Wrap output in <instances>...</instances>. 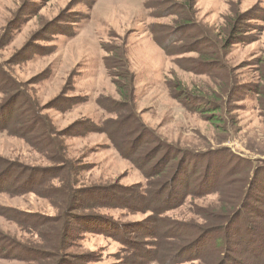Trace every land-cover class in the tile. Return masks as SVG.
I'll list each match as a JSON object with an SVG mask.
<instances>
[{
    "label": "rangeland",
    "instance_id": "obj_1",
    "mask_svg": "<svg viewBox=\"0 0 264 264\" xmlns=\"http://www.w3.org/2000/svg\"><path fill=\"white\" fill-rule=\"evenodd\" d=\"M229 154L264 177V0H0V264H213Z\"/></svg>",
    "mask_w": 264,
    "mask_h": 264
},
{
    "label": "trees",
    "instance_id": "obj_2",
    "mask_svg": "<svg viewBox=\"0 0 264 264\" xmlns=\"http://www.w3.org/2000/svg\"><path fill=\"white\" fill-rule=\"evenodd\" d=\"M251 13H246L241 16H239L235 22H233V27L231 28V34L232 36L237 39L239 34L242 32L241 30V23H245L246 21L252 20ZM237 24V26L235 25ZM243 28V27H242ZM182 29V28H181ZM240 29V30H239ZM167 34H164V38ZM172 44H175L177 42L176 40H172ZM211 107V103L209 104ZM208 107V106H207ZM212 115L215 114L216 111L211 110L209 111ZM8 125V124H7ZM4 126V130L8 129L10 126ZM108 126L107 122H104L102 124V127L104 129H107ZM90 130L89 132H94L97 129L89 124ZM228 157L230 160L236 164V166H232V168L228 171L227 175L235 174L237 176H240V179L238 180V187L239 191L238 193V199L237 205L235 206H229L227 204L226 208H222L220 211V214L215 215V219L211 220L212 222H215L214 229L215 232L218 233L219 231H223L224 238L219 239L220 248L225 249L221 252V250H217L216 255H212L211 257L215 259V262L213 264H264V203L261 205H254L255 202H260L258 195L256 197L254 196V192L259 190V193H264V177L260 176L262 174V169H258L257 161H252L250 159H245L242 157H238L234 154H229ZM232 163V164H233ZM239 166H244L245 170L243 174L239 170ZM9 173V170L7 171V168L4 170L0 169V176L2 174ZM211 176V172L204 178V180H208ZM217 180V178H216ZM252 185V189H251ZM249 188L251 190H249ZM172 190V189H171ZM250 192V195H249ZM178 193V192H177ZM190 193H187V191L184 194H178L175 200L173 202H170L168 199H166L165 206H162L163 210L167 209H176L180 206H182L186 201V196H188ZM105 196L103 198L108 199V194L104 193ZM171 197H173V194H171ZM249 197L247 201V205L245 204V200ZM88 195L81 201L83 205L87 203ZM250 198H252L254 201L251 203ZM263 202V201H262ZM128 203H133V201H129ZM170 203V204H168ZM128 209L131 210H137V207L133 206L131 208L128 206ZM232 207V208H231ZM242 207V208H241ZM249 209V213L251 217H245L242 218L244 215V210ZM231 208V211L229 210ZM73 209L72 211H74ZM241 210L240 214L236 217V213ZM163 212V211H162ZM162 212L156 213L157 216L161 215ZM76 217V216H75ZM217 217V218H216ZM258 219L257 222H255L253 219ZM81 218L75 220L74 222L76 225L78 224H84L83 220H80ZM80 221V222H79ZM79 222V223H78ZM238 222H243V226H236ZM86 223V222H85ZM110 229H113L114 224L111 221V223L108 224ZM247 225H249L247 227ZM156 225H154L153 230H156ZM213 227V226H212ZM122 230H127V228H121ZM213 228H211L212 230ZM213 231V230H212ZM126 232V233H127ZM120 233V232H119ZM130 233V232H129ZM159 244V243H158ZM62 245V244H61ZM173 247L175 244H172ZM64 246V245H62ZM169 247V246H168ZM61 250H63V247H60ZM170 250L171 248H167ZM167 249H165L164 254L162 257L166 258L169 256V252L167 253ZM221 252V253H220ZM184 253V252H182ZM181 253V254H182ZM262 256V258H261ZM161 257V256H160ZM158 257V258H160ZM218 259V260H217ZM156 261V259H154ZM223 261V262H221ZM161 263V262H160Z\"/></svg>",
    "mask_w": 264,
    "mask_h": 264
}]
</instances>
